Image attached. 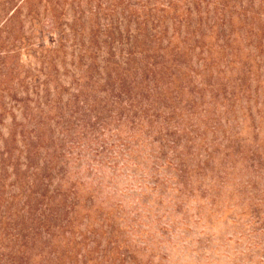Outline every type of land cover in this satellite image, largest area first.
I'll list each match as a JSON object with an SVG mask.
<instances>
[{
	"label": "rangeland",
	"instance_id": "obj_1",
	"mask_svg": "<svg viewBox=\"0 0 264 264\" xmlns=\"http://www.w3.org/2000/svg\"><path fill=\"white\" fill-rule=\"evenodd\" d=\"M0 264H264V0H0Z\"/></svg>",
	"mask_w": 264,
	"mask_h": 264
}]
</instances>
